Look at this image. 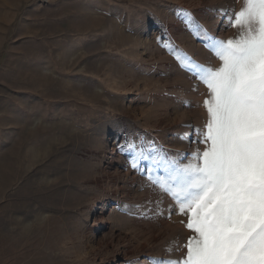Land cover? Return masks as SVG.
I'll return each mask as SVG.
<instances>
[{"label": "rangeland", "instance_id": "rangeland-1", "mask_svg": "<svg viewBox=\"0 0 264 264\" xmlns=\"http://www.w3.org/2000/svg\"><path fill=\"white\" fill-rule=\"evenodd\" d=\"M243 6L0 0V264H151L185 254L175 248L194 235L187 216L118 145L154 143L172 156L207 147L188 135L196 140L193 128L208 119V89L165 45L215 67L178 10L227 40L240 29L218 10Z\"/></svg>", "mask_w": 264, "mask_h": 264}, {"label": "snow or ice", "instance_id": "snow-or-ice-1", "mask_svg": "<svg viewBox=\"0 0 264 264\" xmlns=\"http://www.w3.org/2000/svg\"><path fill=\"white\" fill-rule=\"evenodd\" d=\"M218 12L226 27L240 29L238 38L220 39L190 11L178 10L218 59L217 66L165 45L179 66L208 89L203 101L208 119L204 128H193L196 140L188 135L190 143L207 147L172 156L154 143L126 139L118 145L129 166L143 169L149 185L187 216L186 227L194 233L176 246V251L186 249L179 259L154 258L151 264H264V0H244L238 12ZM159 203L156 217L164 215ZM171 212L170 206L169 219Z\"/></svg>", "mask_w": 264, "mask_h": 264}]
</instances>
